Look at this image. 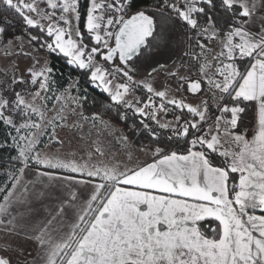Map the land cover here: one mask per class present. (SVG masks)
<instances>
[{"label":"snow or ice","instance_id":"snow-or-ice-1","mask_svg":"<svg viewBox=\"0 0 264 264\" xmlns=\"http://www.w3.org/2000/svg\"><path fill=\"white\" fill-rule=\"evenodd\" d=\"M86 3L0 0V264H264V0Z\"/></svg>","mask_w":264,"mask_h":264},{"label":"trees","instance_id":"trees-1","mask_svg":"<svg viewBox=\"0 0 264 264\" xmlns=\"http://www.w3.org/2000/svg\"><path fill=\"white\" fill-rule=\"evenodd\" d=\"M86 6H87L86 0H81L80 1L81 19L79 21V28H82L83 24H84V15H85ZM13 22L15 25V31L18 34L21 30L20 26H21L22 22L19 21L18 19H16L15 17H13ZM30 31L32 33H34V32L38 33L39 32L38 29H31ZM83 38L86 41H90L88 34L83 35ZM49 65L55 70L54 76H55V80H56L57 94L59 92L64 91L65 89H67L69 87V84L78 78V80H79V91L81 93H83V91L85 89H87L90 100L93 97L96 99L95 106L86 105L85 107L89 108L90 111L102 110L101 109V103L106 99V94L102 93L100 89L96 88L94 85L89 83L87 76L82 71L69 66L66 62V58L63 57L62 54H58V53H54V52L50 53ZM72 93L76 94L75 91H72ZM49 95H51V93ZM5 132H6L5 128L3 126H0V144H3L5 139H7ZM141 139H143V138H141ZM137 142H140V141L138 140ZM10 155H15V151L10 149V148L0 149V164H2ZM234 177L235 176L233 174V179H234ZM6 178L7 177L5 174L0 173V185H2L3 181ZM0 199H2V198H0ZM257 212L260 214L259 211H257ZM206 223L213 225L212 230H210L208 232V233H210L209 235L212 236L211 234L214 233L213 236L217 237L218 236V233H217L218 224L215 221H209V222L207 221Z\"/></svg>","mask_w":264,"mask_h":264},{"label":"rangeland","instance_id":"rangeland-1","mask_svg":"<svg viewBox=\"0 0 264 264\" xmlns=\"http://www.w3.org/2000/svg\"><path fill=\"white\" fill-rule=\"evenodd\" d=\"M81 0H79V2H80ZM41 7H44V5H41ZM86 8H87V6H86ZM85 18H86V10H85V15H84V23H85ZM74 23H76V22H74ZM78 25H79V22H78ZM80 30H81V32H82V34L83 35H87V31H86V29L84 28V24H83V27L82 28H80ZM33 34H38L37 32H34ZM85 41V43H89L90 44V41H86V40H84ZM50 53H52V52H50V51H47V50H45V49H39L36 53H35V56H36V58H38V59H40L41 60V62L43 63L44 61H47L48 63H49V61H50ZM54 53H58V54H61V53H59L58 51H56V52H54ZM19 61V63H20V67L21 68H24L25 66H27V65H30L31 64V60L30 59H25V58H23V57H15V56H6L5 54H4V50H3V48L2 47H0V68H5V67H7L9 64H10V62H15V61ZM193 78H195V77H193ZM203 87L205 88V90H206V88H207V85L206 84H204L203 85ZM99 89V88H98ZM71 94L72 95H75L74 93H72L71 92ZM197 96L198 97H201V98H203V97H205V96H207V92L205 91V92H203V93H199V94H197ZM185 98H186V100L188 101V102H191V103H193V104H195V103H197L198 102V100H197V97L196 96H193V94H190V93H185ZM49 106H51V105H49ZM169 119H171V116H169L168 117ZM251 119H252V112L251 111H249V113H248V115L247 116H245L244 117V125H246L247 126V133H248V138H251V130H250V123L252 122L251 121ZM45 140L47 139L46 137L44 138ZM238 175L239 174H234V179H236V180H238ZM251 211V210H250ZM256 214H259L257 211H256ZM207 221H205V222H200L199 223V226H200V228H201V226H202V224L204 225V223H206ZM209 222V221H208ZM217 224H219V222L218 221H215ZM207 224V223H206ZM205 224V225H206ZM210 225V224H209ZM207 231V230H206ZM210 233H208V236H209V238L211 239V238H217V237H214L213 235H214V233H212L211 235L212 236H210L209 235Z\"/></svg>","mask_w":264,"mask_h":264},{"label":"crops","instance_id":"crops-1","mask_svg":"<svg viewBox=\"0 0 264 264\" xmlns=\"http://www.w3.org/2000/svg\"><path fill=\"white\" fill-rule=\"evenodd\" d=\"M251 123H250V130H251V134H253V130H254V119H253V113H252V119H251ZM250 139V138H249ZM34 176H35V173H34V167H30L28 170H27V175L25 176V179L26 180H30V179H34ZM84 196L86 197L87 196V193L84 194ZM256 211H259V209H257ZM205 221H215L214 219L212 218H206L204 221H200L201 223L202 222H205ZM199 222V223H200ZM204 223V225L202 224L201 228H200V231L207 237L209 238L208 236V232L210 230H212L213 228V225L212 224H206ZM207 230V231H206Z\"/></svg>","mask_w":264,"mask_h":264},{"label":"water","instance_id":"water-1","mask_svg":"<svg viewBox=\"0 0 264 264\" xmlns=\"http://www.w3.org/2000/svg\"><path fill=\"white\" fill-rule=\"evenodd\" d=\"M191 94V93H190Z\"/></svg>","mask_w":264,"mask_h":264}]
</instances>
